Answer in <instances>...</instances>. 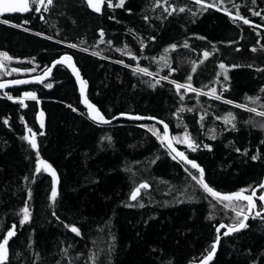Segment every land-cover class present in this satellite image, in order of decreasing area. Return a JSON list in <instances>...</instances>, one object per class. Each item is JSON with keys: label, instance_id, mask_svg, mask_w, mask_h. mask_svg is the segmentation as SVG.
I'll use <instances>...</instances> for the list:
<instances>
[{"label": "trees", "instance_id": "trees-1", "mask_svg": "<svg viewBox=\"0 0 264 264\" xmlns=\"http://www.w3.org/2000/svg\"><path fill=\"white\" fill-rule=\"evenodd\" d=\"M35 12L3 17L18 26L0 22V79L73 58L106 119L166 122L211 189L251 193L264 183V0H104L101 14L85 0H52ZM193 176L161 125L91 120L65 67L41 85L0 91V244L13 231L0 264H196L218 226H238L248 205L221 202ZM210 264H264V215L223 237Z\"/></svg>", "mask_w": 264, "mask_h": 264}, {"label": "water", "instance_id": "water-1", "mask_svg": "<svg viewBox=\"0 0 264 264\" xmlns=\"http://www.w3.org/2000/svg\"><path fill=\"white\" fill-rule=\"evenodd\" d=\"M90 8V10L96 14H101L102 11H103V7H104V0H91V4L89 3V0H85ZM15 2H19V0H15ZM96 8H99L100 10L99 11H96L95 9ZM29 11H26V12H5L3 14H0V17H5V16H12V15H26L28 13L31 12V0H29ZM69 57H61V58H58L57 60H55L52 65L48 68L50 69V71H45L39 75H36V76H32V77H27V78H19V79H14V80H8V81H0V84H3L4 87L3 88H0V91H6V90H9V89H15V88H19V87H28V86H38V85H41L45 82H47L53 75L55 69L57 66H62V67H65L69 70V72L72 74V76L74 77L76 83H77V86H78V89H79V93H80V97H81V103L82 105L87 109L88 113H89V116H90V119L95 121L96 123H99V124H104V125H108L116 120H118L119 118L121 119H127V120H130V121H150V122H154V123H157L159 125L162 126L163 128V131H164V145L165 147L173 154V156H175L179 161H181L182 163H184L185 165L189 166L192 168L191 164L187 163L186 160L182 159L179 155H177L178 152H182L184 153V156L187 157V160L188 161H193L195 162L199 167L198 168H193L195 171H197L199 174H200V169L203 170V182L206 184V177H205V171L204 169L197 163V161L195 160H192L190 159L187 154L182 151L175 143L174 139H173V134H172V131H171V128L170 126L162 121V120H159V119H156V118H153V119H149L151 117H142V119H135L133 117H141V116H134V115H125V114H122V115H119L117 116L116 118L112 119V120H108L106 119L103 114L100 112V110L89 100L88 98V89H87V86L85 84V81L83 79V76L81 74V71L80 69L77 67V64L75 62V60L73 58H70L68 59ZM61 61L60 63H56V61ZM25 81L24 83H20V84H16L14 83V81ZM91 106V107H90ZM97 112L103 116L105 118V120H108L109 122L108 123H102V122H99V120H94L92 119V116L93 115H96ZM38 121L40 124H43L44 123V114L42 111L39 112L38 114ZM162 122V123H161ZM165 125H167V132H165ZM169 145H171V147H169ZM172 149H175V151H173ZM41 161H43L42 159L40 160V164ZM208 185V184H207ZM264 185V183L262 184ZM263 187H258L256 188L255 190H253L251 193H245L243 192L242 193V196H249L251 195L252 196V204L250 205L248 203L247 200H244L241 197H236L235 195L233 194H236V193H240L241 191H236V192H232V193H220L218 191H215V192H218L221 194L220 197H214L216 199H220L222 200L223 196L224 195H231L232 198L230 200H226V201H233V200H237V201H242V202H245L247 205H248V210H247V213L245 215V217H247L246 219L244 218V220L242 221L244 223V227L243 228H239V225L238 226H235V227H229L227 226L226 224H223L225 225L226 227L224 228H220L219 229V232L217 231V239H216V242H215V248H214V251H213V248L210 252H212V258L209 260L207 259V257L209 256V254H207L203 259H201L199 262H197L196 264H210L214 258L216 257V254H217V251L219 249V245H220V241L223 237H229L231 235H233L234 233L236 232H239L241 230H243L249 223V221L254 217H261L264 215V211L262 212H259L260 215H256V213L258 212L257 211V199H260V197L257 196V192L259 190H261ZM253 192L255 193L253 195ZM139 194V193H138ZM138 194L136 195V197L138 196ZM264 195V194H263ZM213 197V196H212ZM261 200V199H260ZM261 202L264 204V201L261 200ZM238 228V230H236ZM229 229H232L231 231H229ZM13 232V231H12ZM223 232V235L221 236V233ZM225 233H227V235H225ZM11 237H8L7 236V240L9 241ZM218 240V242H217Z\"/></svg>", "mask_w": 264, "mask_h": 264}, {"label": "snow or ice", "instance_id": "snow-or-ice-1", "mask_svg": "<svg viewBox=\"0 0 264 264\" xmlns=\"http://www.w3.org/2000/svg\"><path fill=\"white\" fill-rule=\"evenodd\" d=\"M44 3H45V0H33V4H38V5H44ZM47 3L48 4H51L52 3V0H47ZM89 3L91 4V0H89ZM197 3H200V0H197ZM120 4L122 5L123 4V0H120ZM208 6H212V5H208ZM30 9H29V0H19V2H15V0H0V14H3V13H5V12H26V11H29ZM47 9L45 8V11H46ZM96 11H99L100 9L99 8H96L95 9ZM184 9H180V11H183ZM36 11L38 12L39 11V7H37L36 8ZM254 15H259V13H253ZM0 22H4V23H7V21H0ZM244 23L245 24H248L249 23V21L247 20V19H244ZM172 47H175V45H173ZM185 47H187V45H185ZM252 51H256V49L255 48H253L252 49ZM0 55H5L6 56V54H0ZM203 55H204V57H207L208 55H209V53L207 52V51H205L204 53H203ZM68 59H70V58H68ZM61 61H56V63H60ZM219 67L221 68V69H225V65L223 64V63H221L220 65H219ZM139 71H143L146 75L147 74H149V73H147V70L146 69H138ZM194 70V69H193ZM15 71V70H14ZM47 71H50V69H47L46 70V72ZM188 79L189 80H191V76H189L188 77ZM225 79H227V76L225 75ZM25 81H14V83H16V84H20V83H24ZM50 86V85H49ZM4 87V85L3 84H0V88H3ZM181 87H190V85H177V89L179 90V88H181ZM192 91H197L196 89H192ZM215 93H216V89H212V91H211V93H207L208 95H212L214 98H216V99H219L220 97L219 96H216L215 95ZM26 95H32V94H30V93H27ZM10 99H11V97H9ZM32 98L33 99H35V96L34 95H32ZM225 102H227V103H231V101H225ZM21 103H22V101H21ZM239 106V105H238ZM91 107V106H90ZM181 110H183V109H181ZM249 111H253V112H255L256 110L254 109V108H252V109H248ZM259 115H261V116H264V112H261V113H259ZM133 118H135V119H142V117H133ZM92 119H94V120H99V122H102V123H108L109 121L108 120H105V118L103 117V116H101L98 112H97V114L96 115H93L92 116ZM149 119H153V118H149ZM231 122V120L230 119H226L225 120V123H230ZM5 123H7V121H5ZM162 123V122H161ZM165 127V132H167V125H165L164 126ZM29 131H31V130H29ZM153 134L155 135V134H157L155 131H153ZM159 138V137H158ZM214 138V137H213ZM179 142V141H178ZM29 143L31 144V146L33 147V148H37V144L35 143V141L34 140H29ZM189 146L191 147L192 145H191V143H189ZM169 147H171V145H169ZM173 151H175V149H172ZM193 150H195V148H193ZM177 155H179L182 159H184V160H186L187 161V163H189V164H191V166H192V168H198L199 166L195 163V162H193V161H188L187 160V157H185L184 156V153H182V152H178L177 153ZM253 159H255V157H253ZM41 163H44L43 161H41ZM47 167L48 168H50L51 166L50 165H47ZM53 175H55V173L53 172L52 173ZM191 174V173H190ZM194 180H197V183H200L203 187H204V189L209 193V194H211L213 197H220L221 196V194L220 193H218V192H215V191H213V189H211L207 184H205L204 182H203V170L202 169H200V177L199 178H197L196 176H193L192 177ZM147 187V185L146 184H141L137 189H136V191L132 194V199L133 200H135L136 199V195L139 193V190H140V188H146ZM261 187H264V185H261ZM243 191H246V190H241V192L240 193H236V194H233V195H235L236 197H241L242 196V193H243ZM255 193L253 192V195H254ZM51 195H52V198H53V200H55V197H56V195H57V193H56V191L55 190H53L52 191V193H51ZM232 198V196L231 195H224L223 196V198H222V200H221V202H223V200H230ZM242 198L244 199V200H247L248 201V203L251 205L252 204V196L251 195H249V196H242ZM260 199L262 200V201H264V195H262L261 197H260ZM143 205H141V207H142ZM228 205H225V207H227ZM24 212H25V220H27V218H28V216H27V213H28V209L27 208H25L24 209ZM239 215H240V213L239 212H237V216L239 217ZM256 215H260V213L259 212H257L256 213ZM247 217H245V219H246ZM245 225H244V223L243 222H241L240 224H239V228H243ZM224 227H226L225 225H223V224H221V225H219L218 226V228H217V231L219 232V229L220 228H224ZM232 229H229V231H231ZM236 230H238V228L236 229ZM71 231H73V232H75V233H77L78 235H79V231H78V229L76 228V227H72L71 228ZM13 235V232L12 231H8V233H7V236L8 237H11ZM225 235H227V233H225ZM217 242H218V240H217ZM8 244V240L7 239H4L3 240V243L2 244H0V262H2V261H4L5 259H6V257H7V248H6V245ZM214 248H215V245L213 246V251H214ZM212 252H210L209 253V256L207 257V259H211L212 258Z\"/></svg>", "mask_w": 264, "mask_h": 264}, {"label": "flooded vegetation", "instance_id": "flooded-vegetation-1", "mask_svg": "<svg viewBox=\"0 0 264 264\" xmlns=\"http://www.w3.org/2000/svg\"><path fill=\"white\" fill-rule=\"evenodd\" d=\"M33 0H31V10H32V8H34L35 9V11H36V8L38 7V4H33V2H32ZM52 5V3L51 4H48L47 3V0H45V6H43L38 12L36 11L35 13H38V14H40V15H43V13H45V12H47L48 11V9H49V7ZM45 8L47 9L46 11H45ZM13 16V15H12ZM11 23H13V22H11ZM13 24H15V26H17V24L16 23H13ZM0 54H4L2 51H0ZM3 55H0V73L2 74L3 73V71H4V64H3V60L1 59V57H2ZM27 78V77H26ZM14 79H19V78H10V79H0V81H8V80H14ZM9 90H11V89H9ZM9 90H6V91H9Z\"/></svg>", "mask_w": 264, "mask_h": 264}, {"label": "rangeland", "instance_id": "rangeland-1", "mask_svg": "<svg viewBox=\"0 0 264 264\" xmlns=\"http://www.w3.org/2000/svg\"><path fill=\"white\" fill-rule=\"evenodd\" d=\"M177 141L181 142L182 144L189 145V142H187V140H186V138L184 136H178L177 137Z\"/></svg>", "mask_w": 264, "mask_h": 264}, {"label": "bare ground", "instance_id": "bare-ground-1", "mask_svg": "<svg viewBox=\"0 0 264 264\" xmlns=\"http://www.w3.org/2000/svg\"><path fill=\"white\" fill-rule=\"evenodd\" d=\"M102 42H103V40H102ZM104 43H105V41H104ZM107 44V43H106ZM108 45V44H107ZM112 46H114V45H112ZM117 46V45H116ZM109 48V47H108ZM98 49V48H97ZM114 49V48H113ZM117 50V49H116ZM110 51V50H109ZM133 51V50H132ZM100 52V51H99ZM111 52V51H110ZM131 51H129V53H130ZM134 52V51H133ZM105 53V52H104ZM124 53H125V51H124ZM106 54V53H105ZM109 54V53H108ZM114 54V53H113ZM123 55V54H122ZM134 56V55H133ZM137 56V55H136ZM142 57V56H141ZM141 57H139V58H141ZM145 58V57H144ZM151 58V57H150ZM134 59H135V57H134ZM142 59V58H141ZM149 59V58H148ZM154 59V58H153ZM156 59V58H155ZM136 60V59H135ZM150 60V59H149ZM144 75V74H143ZM181 88H179V90H180ZM183 89V88H182ZM177 111V110H176ZM174 117V116H173ZM110 120V119H109ZM20 137V136H19ZM209 250V249H208ZM200 261V260H199ZM198 262V261H197Z\"/></svg>", "mask_w": 264, "mask_h": 264}, {"label": "built area", "instance_id": "built-area-1", "mask_svg": "<svg viewBox=\"0 0 264 264\" xmlns=\"http://www.w3.org/2000/svg\"><path fill=\"white\" fill-rule=\"evenodd\" d=\"M43 6H45V3H44V5H38V7H39V10L43 7Z\"/></svg>", "mask_w": 264, "mask_h": 264}]
</instances>
